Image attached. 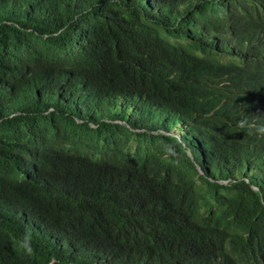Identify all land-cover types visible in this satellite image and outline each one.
<instances>
[{
  "label": "trees",
  "instance_id": "obj_1",
  "mask_svg": "<svg viewBox=\"0 0 264 264\" xmlns=\"http://www.w3.org/2000/svg\"><path fill=\"white\" fill-rule=\"evenodd\" d=\"M244 118L264 0H0V264H264Z\"/></svg>",
  "mask_w": 264,
  "mask_h": 264
},
{
  "label": "clouds",
  "instance_id": "obj_2",
  "mask_svg": "<svg viewBox=\"0 0 264 264\" xmlns=\"http://www.w3.org/2000/svg\"><path fill=\"white\" fill-rule=\"evenodd\" d=\"M237 126L245 129L246 133L249 135H260L264 136V124H257L255 121L250 122L247 118L238 121ZM32 241L33 235L30 229L26 228L22 233L20 239V248L24 250L26 254H31L32 252Z\"/></svg>",
  "mask_w": 264,
  "mask_h": 264
},
{
  "label": "rangeland",
  "instance_id": "obj_3",
  "mask_svg": "<svg viewBox=\"0 0 264 264\" xmlns=\"http://www.w3.org/2000/svg\"><path fill=\"white\" fill-rule=\"evenodd\" d=\"M174 133H176V131H174ZM177 135H180V133H177Z\"/></svg>",
  "mask_w": 264,
  "mask_h": 264
}]
</instances>
